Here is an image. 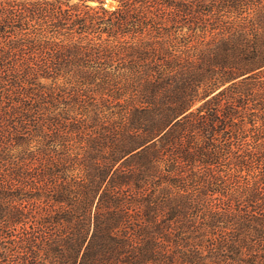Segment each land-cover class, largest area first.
Segmentation results:
<instances>
[{
  "label": "trees",
  "instance_id": "1",
  "mask_svg": "<svg viewBox=\"0 0 264 264\" xmlns=\"http://www.w3.org/2000/svg\"><path fill=\"white\" fill-rule=\"evenodd\" d=\"M0 264H264V0H0Z\"/></svg>",
  "mask_w": 264,
  "mask_h": 264
}]
</instances>
